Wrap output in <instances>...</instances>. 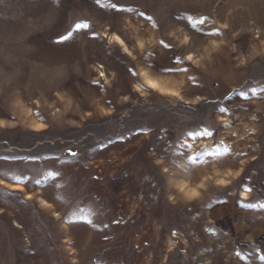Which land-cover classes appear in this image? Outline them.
Returning <instances> with one entry per match:
<instances>
[{"label": "rangeland", "instance_id": "1", "mask_svg": "<svg viewBox=\"0 0 264 264\" xmlns=\"http://www.w3.org/2000/svg\"><path fill=\"white\" fill-rule=\"evenodd\" d=\"M260 89L264 0H0V264H264Z\"/></svg>", "mask_w": 264, "mask_h": 264}, {"label": "snow or ice", "instance_id": "2", "mask_svg": "<svg viewBox=\"0 0 264 264\" xmlns=\"http://www.w3.org/2000/svg\"><path fill=\"white\" fill-rule=\"evenodd\" d=\"M113 7H115V5H113ZM191 19V18H190ZM205 19L206 18H200V19H198V20H194V26L195 25H199V24H203L204 23V21H205ZM87 28L88 27V25L87 24H83V25H81V24H77L76 25V29H80V28ZM70 36H71V33L69 34V36L68 37H65L64 39H67V38H70ZM179 57L177 58V61L179 62ZM256 91H258V90H253V94L255 95L256 94ZM259 91H264V89H260ZM202 133H197L196 135H201Z\"/></svg>", "mask_w": 264, "mask_h": 264}]
</instances>
